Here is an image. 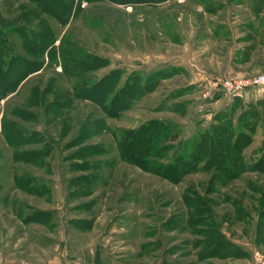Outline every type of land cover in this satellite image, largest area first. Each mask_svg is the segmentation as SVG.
<instances>
[{"label": "rangeland", "instance_id": "1", "mask_svg": "<svg viewBox=\"0 0 264 264\" xmlns=\"http://www.w3.org/2000/svg\"><path fill=\"white\" fill-rule=\"evenodd\" d=\"M64 1L65 23L29 0H0V61H25L0 93V264H262L255 253L264 263V172L250 169L264 154V88L220 86L264 75V0ZM104 78L109 100L126 104L110 117L75 96ZM150 122L178 134L166 163L187 160L203 134H230L243 172L227 178L203 159L169 180L126 162L121 132ZM207 200L199 231L186 229ZM215 234L226 248L202 257Z\"/></svg>", "mask_w": 264, "mask_h": 264}, {"label": "trees", "instance_id": "2", "mask_svg": "<svg viewBox=\"0 0 264 264\" xmlns=\"http://www.w3.org/2000/svg\"><path fill=\"white\" fill-rule=\"evenodd\" d=\"M31 3H33L37 8H40V10L44 11L48 15L54 17L58 21H61L65 23L67 17L72 12V2L68 1L65 2L64 0H29ZM113 3H120V4H133V3H159L164 0H108ZM4 23L2 19H0V24ZM3 25V24H2ZM1 42V41H0ZM2 47V44L0 43V48ZM39 49H43V47H40ZM4 53L0 50V56H4ZM74 58V64L76 68H82L83 66L92 68L96 67L97 69V62H99L98 59H88L84 58L81 59V57H73ZM90 58V57H89ZM5 60V59H4ZM4 60L0 61V80L4 79L7 80V82L10 83L9 86L6 84H3L0 86V93L5 92H12L16 86L19 84V82L22 80V76L18 75H12L9 77V67L10 65L18 63V65L24 64V60L21 57H17L15 59L7 61L6 64H8L6 67L4 66ZM99 67V66H98ZM25 76V75H24ZM113 82V81H112ZM109 84L107 82V78L101 79L97 83L89 84L87 87L82 89L81 91H76L75 96L78 99L88 100L93 103H95L97 106L101 108V110L110 116L116 115L118 112H120L123 108H125V105L123 102L116 103V100H120L122 97L114 98L112 100L110 99V96L108 94L109 92ZM117 100V101H118ZM171 126L164 125L161 122H150L149 124L145 125V127H139L138 129L129 130L121 132V136L118 141V150L120 152V155L122 158L133 165L138 166L140 169L145 170L147 172H150L155 175L162 176L167 179L173 180L174 178H182L183 176L187 175L189 172L197 171L195 169L194 162H198L200 160L203 161V164H207L208 162L213 163L215 166L214 168H217L216 170L221 172L223 175H227V178H233L236 177L239 173L243 172V159L240 155V152L238 151L237 142H233V144L230 143V134L228 137H223L221 139H216L215 137L207 139V134H203V137L199 141V143L195 146L194 151H192L191 155H189V158L183 159V158H173L169 159V162L166 163V152L168 150V144L173 143L177 140L178 134L173 133V131L170 129ZM17 130V129H15ZM15 135V139L21 142L20 137H24L26 135L25 131L17 130ZM228 132V131H227ZM230 132V131H229ZM228 132V133H229ZM28 137L31 135H27ZM33 136V134H32ZM206 142V143H205ZM229 146V150L225 149L226 146ZM221 148L224 149L223 153H220V151L214 152L215 149L221 150ZM40 153V152H39ZM39 153H29L24 155L25 160H31V158L36 155L35 161H38L39 159ZM223 159V160H222ZM160 160L163 163H166L165 165L160 164ZM222 160V161H221ZM221 164V165H220ZM226 165L225 167H222ZM202 167V166H201ZM200 167V169H202ZM227 168V169H226ZM258 168L259 170H263L264 172V154L260 157V159L254 161L250 167V169L254 170ZM199 169V168H198ZM189 201V200H188ZM191 201V200H190ZM189 201V202H190ZM192 203V202H191ZM195 208L193 207V210L190 211V215L188 220L186 221V229L190 228L191 231L194 233L199 231L195 227L197 225L202 224L205 220L203 217H197L198 214H203L206 212V210L209 208V203L212 204L209 200L205 202H196ZM237 216L242 215L241 221H244L247 219V214H245L243 211H237ZM212 224V220H207L204 225L206 226V231L204 233V237H211L213 238L214 233L210 230ZM189 226V227H188ZM201 232V230H200ZM208 235V236H207ZM216 235V234H215ZM218 241H215L213 239L211 240V244H214L213 247L211 245H207L208 248H211L209 253L206 252L205 249L202 248L200 251L202 257H211L216 256L221 249H225L227 244L220 234L216 235ZM216 239V240H217ZM199 241H197V244ZM224 246V247H223ZM208 254V255H207Z\"/></svg>", "mask_w": 264, "mask_h": 264}, {"label": "built area", "instance_id": "3", "mask_svg": "<svg viewBox=\"0 0 264 264\" xmlns=\"http://www.w3.org/2000/svg\"><path fill=\"white\" fill-rule=\"evenodd\" d=\"M220 86L228 93L238 94L244 89L264 88V75L247 79L229 78L220 82ZM255 253L256 262L264 264Z\"/></svg>", "mask_w": 264, "mask_h": 264}]
</instances>
